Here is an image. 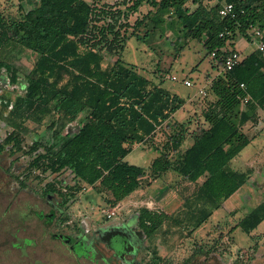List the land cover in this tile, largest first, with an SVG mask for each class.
Returning <instances> with one entry per match:
<instances>
[{
	"label": "trees",
	"instance_id": "1",
	"mask_svg": "<svg viewBox=\"0 0 264 264\" xmlns=\"http://www.w3.org/2000/svg\"><path fill=\"white\" fill-rule=\"evenodd\" d=\"M25 1L33 7L17 21L0 9V53L12 48L38 54L24 74V92L17 97L13 116L15 126L27 118L40 122L49 117L48 136L41 143L44 152L39 151L31 165L50 172L68 170L76 182L94 187L111 206L141 186L146 169L125 156L134 144L152 137L185 99L139 73L120 54L107 61L104 52H122L128 37L147 21L153 24L150 31L162 30L166 22L162 15L170 10L167 23L179 20L183 35L202 43L218 73L207 87L214 99L201 112L207 125L196 124L190 132L192 143L184 151L177 149L176 157L169 155L164 143L150 163L153 179L173 169L196 185L184 202L185 219L141 207L139 226L150 237L168 234L171 229L161 228L170 220L195 229L245 183L247 172L234 169L231 160L251 140L243 126L257 123L264 114V55L255 48L231 69L224 68V58L233 50L234 37L250 39L248 29L255 24L264 41V0H150L156 9L133 23L129 15L147 0H132L125 10L119 7L125 0L102 5L83 0ZM225 2L233 3L234 15L219 14ZM128 28L133 29L130 35ZM0 68L15 81L14 62L0 57ZM72 124L74 129L69 128ZM73 199L74 192L67 191L64 201ZM263 221L260 202L236 226L249 234Z\"/></svg>",
	"mask_w": 264,
	"mask_h": 264
},
{
	"label": "rangeland",
	"instance_id": "2",
	"mask_svg": "<svg viewBox=\"0 0 264 264\" xmlns=\"http://www.w3.org/2000/svg\"><path fill=\"white\" fill-rule=\"evenodd\" d=\"M118 1L121 2L123 0ZM131 1L125 0L121 9L125 10L127 5L131 4ZM113 2L116 3L115 0ZM145 2L148 3L150 0ZM97 3V5H102L108 2L99 0ZM187 4L191 8L194 7L193 3L187 2ZM148 5L150 4L148 3ZM153 8L156 9L155 7ZM0 9L5 16L11 17L14 21L19 20L25 10L21 9L18 0H0ZM144 10H147V8ZM144 14L141 12L138 18L143 17ZM169 16L171 17L170 10L162 15L163 19L166 20V24L169 21ZM172 19L171 23L165 24L169 28H162L161 30V28L156 27L152 31L149 29L153 24L147 21L148 25L140 26L136 35L132 34L128 37L122 52L118 54L104 52L107 61H114L117 55L120 54V58L125 63L136 65L137 70L144 76L154 82L161 83L163 87L180 97L185 99L195 97L196 101L201 105V108H195V112H190L191 110L183 111V108L178 109L157 128L152 137L142 143L133 145L132 150L125 156V160L146 169V175L142 179L141 186L124 199L119 200L114 206H111L104 201L94 187L84 182H76L68 170L54 173L33 169L27 174V178L23 177L26 183L16 193V199H32L34 191L39 190L41 183L62 179L65 184L69 185L66 187V191L74 192L73 202L69 203L67 207L69 216L67 221L64 222L65 231L74 229L78 232V229L82 230L85 227L93 230L106 224L117 223L133 214L136 215L141 207H147L156 213H167L179 220L185 219L186 207L184 202L186 197L193 193L196 185L188 182L187 179L173 169L153 179L150 163L155 156L162 152L164 143L168 144L169 155L176 157V143L179 148L185 143L183 138L185 126L191 121H194V128L197 126L196 124L202 123L198 113H201L207 107V102L210 99H214L207 87L211 77H214L217 72L213 66L215 60L211 56H205L206 51L202 43L195 39H187L183 35L179 20L176 18ZM128 20L130 23L135 21L133 13L129 15ZM132 31V28H128L127 35H130ZM179 45H183V47L179 48ZM5 51L0 53V57L15 63L18 77L15 85H18V81L23 82L25 72L34 66L38 54L29 49H24L20 53L12 48ZM0 71L4 72L6 70L0 68ZM206 74L211 76L209 80L205 79ZM172 76H175V79H172ZM184 78L189 79L192 85H185L183 83ZM16 87L6 85L0 92V100L10 101L9 103L14 108L18 95L22 93L19 90L20 87ZM200 88L202 90L198 93ZM48 118L45 117L43 119L45 122H38L32 118L24 120V126L27 129L25 131L19 130L18 132V137L20 138L19 146L23 150L35 145V139H42L43 136H48L49 131H47L46 127ZM69 128H73V124ZM10 131V126L3 125L0 122V137ZM174 133H176V136L173 137ZM19 154H21V151H17L11 157L1 159V161H4V165H7V161L14 158L13 168L15 175L27 170L26 163L28 158L22 155L18 156ZM260 154L264 155V130L260 131L255 139L236 156L235 161L238 160L240 162V166H238L244 168V164L248 162L250 157L254 158V155L260 156V160L255 159L253 166L255 167L254 169L261 170L264 169V156ZM244 169L246 171L247 167L245 166ZM20 175L24 176L25 174ZM247 176L251 177L250 174ZM252 176L254 177V175ZM251 182L253 184L251 183L250 186L253 185V188L251 186L249 191L252 193L250 195L248 192V196L244 194L239 206L231 203L233 199L226 201L195 229H191V226L184 222L180 224H174L172 220L165 222L161 229L169 228L171 231L168 234L166 233V235L156 234L149 237L147 249L150 250L152 246L158 247L161 252H164L165 258L168 257L176 264H180L187 257L185 261L192 263L194 261H203L216 264L220 261L222 264H233V262H236L235 264H264V221L249 234L239 226H236V223L260 202L259 199L262 198L261 189L264 188V172L256 174L255 178L251 179ZM14 183L15 186L18 184L16 180H14ZM258 186L261 189L258 190ZM240 193L241 189L235 192L237 195ZM6 202V194H0V214L3 213ZM17 206L21 210V205L18 204ZM7 213L5 212L6 215ZM15 213L17 214L16 216L21 215V212ZM16 220H19V218L16 217ZM21 225L22 223L20 222L14 223L16 228ZM11 232L10 225L7 226L4 222H0V264H7V256L11 255L10 251L12 250L10 248L16 240ZM200 246L202 249L203 246L205 247V253L197 255L195 258L194 255L199 253L197 251ZM144 255H149V252H145ZM63 260L66 262L70 259L65 256Z\"/></svg>",
	"mask_w": 264,
	"mask_h": 264
},
{
	"label": "flooded vegetation",
	"instance_id": "3",
	"mask_svg": "<svg viewBox=\"0 0 264 264\" xmlns=\"http://www.w3.org/2000/svg\"><path fill=\"white\" fill-rule=\"evenodd\" d=\"M17 80L18 77L12 81L10 73L0 71V92L4 86L12 85L20 87L19 90L22 93L19 95H22L26 83L25 78L23 82L18 81V85H15ZM9 102L0 100V122L11 127L8 134L0 137V194L5 193L7 196L4 211L0 214V222H4L7 226L10 225L11 233L16 238L10 248L11 255L7 256V264H176L168 257L165 258L164 252H161L158 247L152 246L150 250L147 249L150 236L139 226L137 214L93 230L85 227L82 230L78 229V232L74 229L65 231L64 222L69 216L67 207L73 200L64 201L68 184H65L62 179L41 183L39 190L34 191L32 199H16V193L26 183L23 177L27 178V174L33 169H40L42 172L50 171H43L41 167L31 165L32 159L38 155V152H44L41 150L43 147L41 143L47 136L34 140L37 149L30 150L33 146L31 145L23 150L19 146L20 138L18 137L16 142L15 137L18 136L19 130L25 131L27 128L24 126V121L19 126H15L14 107ZM17 151H21L18 156L27 157L28 162L26 163L27 170L15 175L14 158L8 160L7 165H4L1 159L11 157ZM14 180L18 183L16 186ZM18 204L21 205V210ZM5 212H8L7 215ZM15 212H21V215L16 216ZM16 217L19 220H16ZM17 222L22 225L16 228L14 223ZM204 251V246L203 249L201 246L198 248L199 253L193 251L195 258L197 255H203ZM145 252H149V255H144ZM65 256L70 260L65 262L63 260ZM187 258L180 264H213V262L203 261L192 263L185 261ZM216 264L222 263L219 261Z\"/></svg>",
	"mask_w": 264,
	"mask_h": 264
},
{
	"label": "crops",
	"instance_id": "4",
	"mask_svg": "<svg viewBox=\"0 0 264 264\" xmlns=\"http://www.w3.org/2000/svg\"><path fill=\"white\" fill-rule=\"evenodd\" d=\"M83 1H85V2H87V3H92V2H99V0H83ZM100 1H102V2H108V3H110V4H112V3H114L113 2V0H100ZM115 1H117V0H115ZM19 2V1H18ZM188 2H190V1H188ZM212 2H213V0H212ZM211 2V3H212ZM191 3V2H190ZM19 4H20V6H21V9H30V8H32L33 6L31 5V4H29V3H27L25 0H23L22 2H19ZM122 6V4H120L119 5V7H121ZM188 6L190 7V5L188 4ZM147 8V10H144V9H146ZM191 8V7H190ZM193 8V7H192ZM150 10H152V11H154L155 9L152 7V6H150V5H148V3H146L145 1L138 7V10L136 11V12H134L133 13V15H134V17L136 18L138 15H141V12H143V13H147L148 11H150ZM165 24H166V22L164 23V24H162V28L164 29V28H169V26H165ZM166 25H168V23L166 24ZM253 27H257L256 26V24L255 25H253L252 27H250L249 29H248V33H251V30H252V28ZM258 28V27H257ZM263 32H264V30H263ZM257 41H258V39H257V37H255L253 34L250 36V39H246L245 37H243L242 35H240V34H237L235 37H234V39H233V44H232V47H233V49H236V50H238V52L240 53V55H241V58L243 57V56H245V55H247V54H249L251 51H253L255 48H257ZM126 44V43H125ZM215 65V63L213 64V66ZM135 67H136V65H135ZM215 68V67H214ZM136 69H137V67H136ZM216 70V69H215ZM138 71V70H137ZM139 72V71H138ZM216 72H217V70H216ZM140 73V72H139ZM218 73V72H217ZM216 73V74H217ZM211 76L210 75H208V74H206L205 75V79L206 80H209V78H210ZM212 78L213 77H211V79H210V81L212 80ZM184 79H186V78H184ZM183 79V80H184ZM210 81H209V83H210ZM191 85H192V83H191ZM209 85V84H208ZM187 86H190V85H187ZM201 88L198 90V93L199 92H201ZM171 91V90H170ZM172 92V91H171ZM174 93V92H173ZM185 99V98H184ZM181 108H183V111H185V110H187V111H190V112H195L196 111V109L195 108H201V105L198 103V101H196V98L195 97H192V98H188V99H185V103H184V105L181 107ZM199 114V116L198 117H200L201 118V122L204 124V126L205 125H207V123L204 121V119L202 118V116H201V113L199 112L198 113ZM198 117H196V118H198ZM197 120H199V118L197 119ZM168 122V121H167ZM205 122V123H204ZM194 126V121H191V123H189V124H187L186 126H185V133H184V141H185V143H184V145L182 146V147H180V148H182V149H180L179 148V145L177 146V143H176V147H177V149L178 150H182V151H184L191 143H192V138H191V136H190V132L193 130V127ZM261 128H263V129H261ZM243 130H244V132L248 135V136H250L251 137V140H250V142L252 141V140H254L255 139V137L259 134V132L260 131H262V130H264V114H261L260 116H259V119H258V122L257 123H251V122H249V123H247V124H245L244 126H243ZM249 142V143H250ZM248 143V144H249ZM247 144V145H248ZM246 145V146H247ZM245 146V147H246ZM244 147V148H245ZM243 148V149H244ZM177 149H176V151H177ZM242 149V150H243ZM241 150V151H242ZM240 151V152H241ZM240 152L237 154V155H239L240 154ZM261 152V151H260ZM237 155H235L233 158H232V160H231V166L234 168V169H239V170H243V171H245V166L247 167V169H246V172H247V170H248V172H247V175L248 174H250L251 175V177H246V181H245V183L240 187V188H238V189H241V193L240 194H235V192L238 190H236L233 194H231L223 203H222V205L226 202V201H228V200H232L233 199V201L231 202L233 205L234 204H236V206H239V204H240V200H242V197H244V194L246 195L247 194V196H248V192H249V194L251 195V193L252 192H250L249 190L251 189V186H252V188H253V185H251L250 186V184L252 183L253 184V182H251V179H254L255 178V175L256 174H260V173H263L264 172V169H261V170H258V169H254L255 167L253 166V162L254 161H256L255 159H258V160H260V156H257V155H254V158L253 157H250V159L248 160V162L246 163V164H244V168H240L239 166H240V162L238 161V160H236L235 161V158H236V156ZM260 155H262V156H264L263 154H260ZM236 165V166H235ZM239 165V166H238ZM250 171V172H249ZM252 175H254V177L252 176ZM243 188V189H242ZM257 189L259 190V189H261L259 186L257 187ZM243 190V191H242ZM247 190V191H246ZM261 193H262V195H261V197L262 198H260L259 199V201L260 202H264V188L263 189H261ZM246 196V197H247ZM252 196H253V194H252ZM260 202H258V203H260ZM257 203V204H258ZM242 204V203H241ZM221 205V206H222Z\"/></svg>",
	"mask_w": 264,
	"mask_h": 264
},
{
	"label": "built area",
	"instance_id": "5",
	"mask_svg": "<svg viewBox=\"0 0 264 264\" xmlns=\"http://www.w3.org/2000/svg\"><path fill=\"white\" fill-rule=\"evenodd\" d=\"M219 14L221 16H225L228 14L234 15V5L232 2H225L223 3V5L219 8L218 10ZM251 33L257 37L258 41H257V48L262 51L263 55H264V41H262L260 39L261 37V30L257 27H253L251 30ZM241 60V55L238 52V50L233 49L232 51H230L224 58V68L225 69H231L234 65H236L239 61ZM172 79H175V76L171 77ZM183 83L185 85H191V81L189 79H184ZM243 85V84H241ZM247 100V97H245L242 101H241V106L240 107H244L245 102Z\"/></svg>",
	"mask_w": 264,
	"mask_h": 264
}]
</instances>
